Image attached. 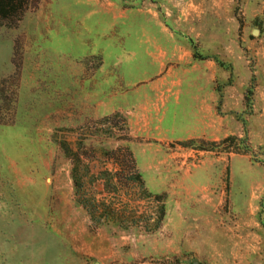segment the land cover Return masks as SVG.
<instances>
[{
  "label": "rangeland",
  "instance_id": "obj_1",
  "mask_svg": "<svg viewBox=\"0 0 264 264\" xmlns=\"http://www.w3.org/2000/svg\"><path fill=\"white\" fill-rule=\"evenodd\" d=\"M14 5L0 264H264V0Z\"/></svg>",
  "mask_w": 264,
  "mask_h": 264
},
{
  "label": "trees",
  "instance_id": "obj_2",
  "mask_svg": "<svg viewBox=\"0 0 264 264\" xmlns=\"http://www.w3.org/2000/svg\"><path fill=\"white\" fill-rule=\"evenodd\" d=\"M14 2L15 0H0V17L8 18L16 10L17 6L14 5ZM137 180H139L138 176ZM85 207L90 211L89 205H85Z\"/></svg>",
  "mask_w": 264,
  "mask_h": 264
}]
</instances>
